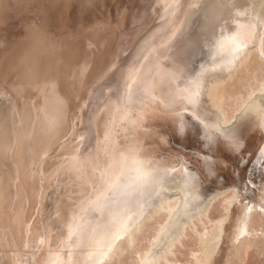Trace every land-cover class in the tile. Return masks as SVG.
<instances>
[{
    "label": "bare ground",
    "instance_id": "bare-ground-1",
    "mask_svg": "<svg viewBox=\"0 0 264 264\" xmlns=\"http://www.w3.org/2000/svg\"><path fill=\"white\" fill-rule=\"evenodd\" d=\"M141 1L142 3L139 1L141 7L137 14L133 12V9L129 11L133 12L137 18L136 20L141 21V23L145 22L146 24L147 20L151 19V22L149 21L146 25L150 24L146 28L144 27L146 30H143V35L141 33L142 36L136 40V43L130 47V51H127L126 54L124 53L126 50L120 44L118 50L122 52L115 54L108 71L103 76H99L100 78L97 79L96 83L94 82V86L92 85L94 77L92 79L91 75L89 79L90 81L93 80L91 81L93 86L91 92L92 97L95 99V107L92 106L95 109L104 108V117L100 119L101 117L98 118L99 113L97 111L85 110L83 107L85 113L87 112L86 118L83 121L84 124H81L82 127L79 128L78 125L76 128L73 124V117L68 112L70 116L67 115V117H70L71 121L69 122L71 123L69 125H71L68 128L69 131L66 137L62 134L67 122L64 95L61 92L54 91L53 86L51 87L48 83L49 87H46L47 92L44 91L46 94L43 96V75L37 72V60L36 62L34 60L33 67L30 65L32 64L30 57H25L30 59L27 60L30 62L27 66L30 67L26 66L28 73L23 70L25 68H22L21 74L17 75L19 78L24 72V75H26L22 80L24 82L18 87L21 91L41 93V109L38 110L30 102V96L29 99L26 97L29 101L24 104V107L22 106V110H18L17 101L14 100L15 96L12 100L8 99V101L6 96L0 97V214L2 215L12 207L13 192L19 193L24 186H27V195L31 196L32 189L34 190L33 184L30 181L31 178L29 180L26 178L30 176L31 172L37 173L36 201L42 206L46 186H50L53 181L65 184V175L68 171L69 176L71 175L69 180L73 181L70 188L76 191V195L65 205L63 204L64 206L62 205L64 208H61L59 215L55 217L61 233L59 231L58 235H54L59 236L63 243L61 248L57 249L55 246L52 251L50 249L53 247L47 245L49 249L47 251L51 252H49L48 260L44 264H109L113 256L121 251L123 243H131L134 236H137L135 234L140 227L146 225L147 221L142 224L144 220L154 213L159 214L161 212L163 214H161L162 218H160L161 220L158 219L160 221H156L158 222L156 228L153 226L155 229L153 228L154 232L152 231L153 233L150 234L152 237L150 240L147 239L149 243L146 248L144 247L145 250L141 252L140 259H138L140 264H149L155 259L164 257L167 252H170L171 246L179 239L184 226H187L185 224L191 223L192 219L196 218L194 216L206 210L208 203L216 195L223 192L224 189L220 187L219 182L224 179H219L220 165L215 161L214 153L203 154L202 156L205 169L204 179H209V175L213 174V178L217 182L211 185L213 183L211 180L212 183H205L202 173L194 170L188 164L181 162V164L176 165L179 161L177 163L170 162L160 155L153 154L154 149L153 152H149L150 148L141 146V140L146 138L147 135L157 134L160 138L167 139V142L170 139V135L164 130L157 131L152 127L149 128L144 117L132 114L136 109L148 114L147 108L154 106L169 113L168 119L170 118L179 134L189 135L192 131L199 132L204 136V141L208 143L206 145H211L216 143L218 132V135L220 133L226 138V147L238 150V155L242 161L240 163L251 160L250 175L247 174L249 184L246 183L244 189L248 194V200L241 203L239 214L233 222L232 237L236 238L239 244L233 248L232 261L233 264H264V0ZM42 6L44 5L42 4ZM131 6L133 7V5ZM121 7V9L125 8L124 6ZM121 9L118 6L117 10ZM5 12L8 13L6 10ZM121 12L119 11L117 14ZM129 14L133 15L130 12ZM132 20L135 19L132 18ZM93 21L92 23H94ZM100 22L98 21V24ZM128 22L127 19L125 24L128 25ZM15 23L12 22L14 25ZM16 24L18 25V23ZM44 25L41 28L42 30L46 26L48 28L46 23ZM141 26L143 25L141 24ZM97 27L99 28V26ZM124 27V29L127 28V26ZM47 28H45L46 31ZM124 29L120 28V32ZM32 32L29 33L32 34ZM39 32H34L33 35ZM40 35H42L41 32ZM31 37L34 40L35 37ZM56 40L58 39L56 38ZM32 41L28 45L27 43L24 45L26 50V46H29ZM34 41L32 44H35ZM132 41L134 42V40ZM42 42L44 43V41ZM125 44L127 45V43ZM45 48L40 52H45L47 49ZM48 48L50 47L48 46ZM25 49L23 50L26 51ZM50 49L53 50V47ZM31 51L28 50V53H26L29 54ZM32 52L31 55L33 54L34 57L37 51ZM1 53L0 56H2ZM38 54L40 53L38 52ZM52 54L55 55V53ZM52 54L49 55L52 57ZM56 55L58 56V54ZM103 57L105 58V56ZM17 58L18 61L15 62L22 61L20 57ZM36 58L35 56L34 59ZM104 58L101 57L99 61L104 60ZM108 60H110L109 56L106 61ZM98 65L106 68V66H103L104 64L99 63ZM13 67L15 66L13 65ZM99 68L100 66L97 69L99 70ZM94 70L96 68H93ZM241 70H243V75H240L237 79L236 76L241 73ZM101 71L96 74L99 75ZM5 74L7 73H5L4 66L0 65V84L6 81L4 79ZM74 82L72 83L74 84ZM85 82H88V79ZM89 84L86 88L90 86ZM69 88H72V86ZM5 90L7 91V88ZM69 91L70 94H73L71 90ZM86 91L87 89L84 90V92ZM29 92L28 95H30ZM6 93L4 92V94ZM12 94L9 96L13 97L14 94ZM85 94L87 96V93ZM83 96L85 95L83 94ZM82 98H80L81 101L87 99V97L86 99L84 97L85 100ZM231 98H233L234 107L230 111L227 103ZM22 101L25 102L24 98H22ZM94 125L100 129L96 128V133L93 129ZM78 128L79 133L76 132ZM82 129L84 132L83 138L80 139L83 142L82 146L79 142L74 148L64 147V145L71 143L70 141L73 142L74 139L67 141L72 132L74 131L75 136H78ZM258 130L261 131V134L255 145L253 141ZM78 139H75V141H78ZM183 146H185V143ZM217 146L219 145L217 144ZM249 146H253L255 149L251 155L245 157V152L249 150ZM158 147L156 146L157 149ZM50 149L53 150L49 151ZM53 151L56 152V155L57 151L64 155L58 157L59 159L53 164L52 159L51 164L53 166L49 168L48 158L50 155L48 154ZM35 160L36 164L33 163ZM192 162L188 163L192 164ZM35 173L34 175H36ZM238 176H240L239 173ZM16 178V190L13 191L15 188L12 186V180ZM60 186L62 187V185ZM53 188L55 190V186ZM53 188L51 187V189ZM17 193H15L17 200H14L16 203L14 213L9 210L8 213L11 214L2 215L3 218L7 216L8 220L5 217L6 223L0 218V223L9 228L8 230L12 234L11 237H15L18 233L25 218L24 199L21 196L23 193ZM71 193L73 192L71 191ZM231 193V198L225 202L226 211H228L232 200L239 195L235 190H232ZM93 197H95L94 200H92ZM226 219L227 213L216 221L214 220L215 222L209 229L199 233L198 240L195 238V241H198V250L193 254V264H210L212 256H214L213 253L217 251L216 249H218L222 240ZM31 221L25 224L24 236L29 242V238L33 234L34 242L38 245L37 241L40 240L43 245V242L47 239L42 231L36 235L37 222L32 219ZM195 221L196 219L194 223ZM9 224H11V228ZM3 228L0 229L1 232H5ZM57 229L55 227L52 232ZM52 235L51 233L49 238L56 237ZM3 238H5V235ZM9 238L7 237V239ZM59 238L57 240H60ZM10 240L7 244H4L8 250L11 247L7 246L10 245ZM33 240L30 241L33 242ZM51 240H49V244L55 245L54 241ZM13 242L15 241L12 239L11 245H13ZM2 243L1 241V245ZM43 248L45 249V247ZM12 250L14 251V248ZM12 250L10 249V252ZM0 252L1 255L4 254L3 249ZM17 254L16 252L15 255ZM36 254L33 251L30 254L27 253L26 257L18 259L21 260L20 262L16 260L21 257L18 256L19 254L17 258H13L20 264H39ZM31 259L34 260L33 263ZM14 260L2 255L0 264H15ZM228 261L230 264V260Z\"/></svg>",
    "mask_w": 264,
    "mask_h": 264
},
{
    "label": "rangeland",
    "instance_id": "rangeland-1",
    "mask_svg": "<svg viewBox=\"0 0 264 264\" xmlns=\"http://www.w3.org/2000/svg\"><path fill=\"white\" fill-rule=\"evenodd\" d=\"M136 1L137 0H21V2H20V0H5V1L0 0V8H1L0 9V14H1L0 15V17H1L0 18V50H1L0 53L2 52L1 53L2 56H0V65L4 66L5 73H7L4 75V79L6 81L5 82L3 81L4 83L1 82V84H0V87H2L0 90V93L2 95L0 94V97L3 98L6 96L7 101H8V99L12 100L15 96L16 98H14V100L17 101L18 110H20V109L22 110V108L24 107V104L27 103V101H29L28 99L30 98V102L33 103L38 110H40L41 109V93L38 94L35 91H33L32 93L29 91L26 92V90L21 91V89H19V87H18V86H21L20 84H22L24 82L22 80L26 76V75H24L25 72L28 73L27 69L30 66H27V65H29V63L32 61L31 62L32 64H30V65L34 67L33 63H35L37 60V64H36L37 67H36V65H35V67L38 69L37 70L38 74L40 73L41 75H43V77H42V79H43V96L46 94L44 92V91H46V87L47 86L49 87V85H50L51 87L53 86L54 91L56 90L57 92H61L64 95V98L66 100L64 103L65 104L64 106H65V114H66L67 122L65 123V126L62 130V134H64L65 137H66L67 132L69 131L68 128H70V125H71V124L69 125V123H71L69 121H71V120H70V117H69L70 115L68 112L71 113V115L73 117V121H74L73 124H75L76 128L78 127V125H79V128H81L82 125L84 124L83 121L85 120L86 114H87V112L85 113V110L97 111L99 113L98 118L101 117L100 119H102L104 117V113H105L104 108H101V109H99L100 107L96 108V109L93 108V106L95 107V105H94L95 99L92 97L93 94L91 92L93 86L97 82V79H99L101 76L104 75V73H106V71H108L110 63L114 59L115 54H117V52H122V51L118 50V49H120L119 46H121V45L123 46L124 50H126V51H124V50L123 51L126 54L127 51H130V49H131L130 47H132V45H134L136 43V40H138L143 35V33H144L143 30H146L145 29L146 26H148L150 23L148 25H146V24L149 21L151 22V19H149V21L147 20L146 24H145V22L141 23V21L136 20L137 18L135 17V14H137V12L139 11V9L141 7L140 2L142 3L141 0H138L137 2ZM110 2H111V4H110ZM42 4L44 6H42ZM131 5H133V7ZM118 6L120 9L122 8L121 6L125 7L124 9H121L123 13L121 12V10H117ZM27 7H28V9H27ZM113 7L115 10L113 9ZM111 8H112V10H111ZM131 9H133V12L135 14H133V12L129 11ZM5 10L8 13H6ZM123 10H125V11H123ZM127 10H128V12H127ZM29 11H30V13H29ZM119 11L121 13L120 14L118 13L119 14V16H118L117 12H119ZM129 12L132 13L135 18L133 17V15L129 14ZM111 13H112V15H110ZM88 14H90V15H88ZM99 14H100V16H98ZM127 14L129 15V17ZM12 17H15V18H12ZM99 17L101 18V20ZM132 18L135 19L136 21L132 20ZM27 19H29V20H27ZM127 19L129 21L128 25L125 24ZM33 21H34V23H33ZM92 21L94 23H92ZM98 21L99 22L102 21L103 23L100 22L98 24ZM132 21H133V23H131ZM134 21L136 24L139 22L137 24L138 29H137V26L134 23ZM12 22L13 23L16 22V23H18V25L16 23L14 25V24H12ZM32 23H33V25H31ZM45 23H46V25H48V28H47V26L45 27V28H47V31L45 28L43 30L41 29L42 27L45 26L44 25ZM129 24H130V26H129ZM131 24H133L134 27L131 26ZM141 24L143 26H141ZM19 25H20V27H19ZM96 25L99 26V28ZM124 26H127V28L124 29L125 28ZM29 27H30V30H32L36 33L38 31H40L42 35H40V32L38 33L39 35L36 33L33 35L34 32L30 31ZM120 28L124 29V30H121V32H120ZM49 29H51V30H49ZM29 32L30 33L32 32V34H30ZM118 32L120 33V35ZM18 33L21 36H19ZM104 33H105V35H104ZM141 33H142V35H141ZM29 34H30V36H28ZM124 34H125V36H123ZM37 35L39 36V39H38ZM25 36H27V37H25ZM31 36L36 38V39L34 38L35 41L32 39ZM28 38L31 41L33 40L35 44H32L33 43V41H32V43L29 44L30 47L26 46V48H27V50H26L24 45H26V43L28 45V43L31 42L30 40L29 41L27 40ZM40 38H41V40H40ZM56 38L58 40H56ZM99 38H101V39H99ZM116 38H117V40H116ZM118 38H119V40H118ZM42 39H44V40H42ZM45 40L47 41L46 43H45ZM132 40H134V42ZM42 41H44V43ZM42 43L44 46L42 45ZM125 43H127V45ZM129 45H131V46H129ZM31 46H33V47H31ZM37 46H38V48H37ZM42 46H43V48H42ZM48 46L50 48L53 47V50L48 48ZM44 47H46L48 50L45 48L46 51L44 50L45 52L41 53L42 49H44ZM60 48H61V50H59ZM23 49H25L26 51H24ZM127 49H129V50H127ZM28 50H32L33 51V52L31 51L32 53H35L37 51V53H35V56L37 58L34 59L35 56L33 57V54L31 55V52H29L30 55L27 54ZM40 50H41V52H40ZM20 52H21V54H19ZM38 52L40 54H38ZM23 53L27 54L28 56L27 55L25 56ZM52 53H55V55L58 54V56L57 55L55 56ZM107 53H109V54L107 55ZM124 53H122V54H124ZM49 54H52V57ZM21 55L22 56L24 55L23 56L24 58L30 57L31 60L28 58H25V60H24V58ZM38 56L41 58H39ZM103 56H105V58ZM108 56H109L110 60L106 61V59H108ZM110 56H111V58H110ZM17 57H20L21 60L24 62H22V61L15 62V61H18ZM57 57L60 60H58ZM101 57L104 58V60L101 59L100 61H103L104 63L99 61V59ZM54 59L56 60V62ZM27 60L28 61L30 60V62H28ZM34 60H35V62H34ZM38 61H39V63H38ZM25 62H26V64H25ZM108 62H109V64H107ZM99 63L104 64L103 66L104 67L106 66L107 69L102 68L101 65H98ZM56 64H57V66H56ZM13 65L15 67L12 68ZM26 66L28 68H26ZM48 66H50V67L48 68ZM99 66L101 69L99 68V70H98L97 68ZM69 67H71V68H69ZM14 68H17V69H14ZM22 68H25V69H23L25 72L23 74L24 76L21 75V77H20L22 79H20L18 76H19V74H21L20 72L23 71V70H21ZM93 68H96V70L93 71ZM97 70L99 72L102 70L99 75L96 74V73H99ZM82 73H84V74H82ZM94 74H95V76H94ZM74 75H75V77H74ZM91 75H92V77H91L92 79L94 77V79H93L94 81L91 79V81H93L92 82L93 84L89 80ZM97 75H98V77H96ZM240 75H243V70H241V73H239L236 76L237 79L239 78ZM80 77H82V78H80ZM18 78L20 81L19 80L17 81ZM75 78L77 80H74ZM87 79H88V82H85V81H87ZM10 80L12 83L10 82ZM15 80H16V82H15ZM68 80H70V81H68ZM46 81H47V83H46ZM67 81H68V83H67ZM71 81L72 82L75 81L74 84ZM8 82H9V84H8ZM14 82L16 83V85ZM77 82H78V84H77ZM89 82H90V84H89ZM48 83H49V85H48ZM88 84L90 86L88 88H86ZM14 86L17 87L16 88L17 90L15 89ZM71 86H72V88H69ZM6 88H7V91H8V88H10L8 91L9 94H7L8 92L5 90ZM84 88L87 89L86 92H84V90H86ZM73 89H75V90H73ZM3 90H5V91H3ZM69 90H71L72 91L71 93H73V94H70ZM4 92L5 93L7 92V93L4 94ZM28 92L30 95H28ZM11 93L14 94V95L12 94L13 97L9 96V95H11ZM25 93H27V94H25ZM85 93H87V96ZM21 94H23V95H21ZM83 94L85 96H83ZM24 95H26V96H24ZM17 96H20V97L17 98ZM26 97L27 98L29 97V98L27 99ZM76 97L77 98L79 97L78 100ZM84 97H85V99L87 97V99H86L87 101L84 99ZM22 98H24L25 102L22 101ZM74 98H76V99H74ZM80 98H82L85 101H81ZM69 99H70V101H69ZM232 99L233 98H231L227 103V106H228L230 111L234 107V103H233ZM98 100L101 101L100 99H98ZM67 101H69V102H67ZM95 104H96V102H95ZM73 105L75 106V108H73L74 107ZM83 107L85 108V110ZM149 108H151V109H149ZM149 108H147L148 114L147 113L145 114V112L142 113L138 109H136V111L132 114H135V115L140 116V117H144L145 123L147 124V126L149 128L152 127L155 130L157 129V131L164 130L165 132H167L168 135H170V137H169L170 139H169V142H167L168 141L167 139L160 138V136L159 135L157 136V134H155L153 136L147 135L148 137L146 136V138L141 140V142H140L141 146H143L144 148H148V149L150 148L149 152H153V149H154L155 152H153V154L160 155L161 157H164L165 159L169 160L170 162L173 161L174 163H177L179 161L178 164H176V165L181 164V162L188 164V166H191L194 170L200 171L202 173L201 175H202L203 179H204L203 174L205 173V169L203 166L202 156H203V154H213L214 153L213 154L214 159L220 165V167H219V170H220L219 179L220 178H221V180L224 179L222 182H219V184L221 185L220 187L225 190V191L223 190L222 193H219L218 195H216L208 203L206 210L201 211L197 214V216H194V217H196L195 223H194L195 219H192L191 223L185 224L187 226H184L183 232L180 235L179 239L169 249L170 252H167L164 257H160L158 259H155L149 264H153V263L154 264H161V263L162 264H193V262H194V260L192 261L193 254L195 252H197V250H198V241L197 240L199 237V233L203 232L206 229H209L211 227V225L217 219L221 218L226 213H227L226 221L227 220L228 221L224 222V224H225L224 228L225 229H224L223 234H222L223 235L221 238L222 240L220 241V245H219L220 247L218 246V249H216L217 251L215 250L216 252L213 253L214 256H212L210 264H226V262H227V264H229L228 260H230V264H233V261H232L233 251H234L233 248L235 245L239 244V242H237L236 238L232 237L233 222H234L236 216L239 214L241 203L246 202L248 200V194H247V192H245L244 189H245V184L246 183L249 184V182H248L249 176L248 175H250L249 174V168H250L251 160L249 162H247V160H246L245 162L240 163L242 161L240 160V156L238 155V150L229 149L228 147H226L227 141H225L226 138L222 134L219 133V135H218V132H217V134H216L217 140L215 141L216 143L211 144L213 146L206 145L208 143H206L204 141V136L201 133H199V132L197 133L196 131H192L189 135L179 134L178 129L175 128L173 123L170 121V118L168 119L169 113L165 112L163 109L161 110V109L156 108L154 106H151ZM83 110H84V113H83ZM74 111H76V112L74 113ZM75 114H77V115H75ZM83 114H84V116H83ZM67 115H69V116L67 117ZM79 119L81 120V122ZM79 122H80V124H78ZM200 127H201V124H200ZM79 128L76 129V132H78V133H79V131H77V130H79ZM96 128H97V126L94 125L93 129H94L95 133H96V130H95ZM97 129H99V128H97ZM81 131H82V132H80V134L82 133L81 137H80V134L78 135L79 139H78L77 135L75 136V133L73 131L72 134L70 135L73 138L70 139L71 137H69L67 140V141H69V140L74 139L73 142L70 141L71 143L66 144V146L64 145V147L68 146V148L70 149V148H74L76 145H78L79 142H81L80 139L83 138L82 137L83 133H84L83 129ZM78 133H76V134H78ZM260 134H261V131L258 130L257 133L255 134L253 144H255V145L257 144L258 139H260ZM155 137H156V139H155ZM180 138H182V139H180ZM75 139H78V141H75ZM202 140L204 141V143ZM218 141H219V143H218ZM180 142H182V143H180ZM220 142H221V146H220ZM82 143L83 142H81V144H80L81 146H82ZM184 143H185V146H183ZM151 144H152V146H151ZM217 144L219 146H217ZM148 145H149V147H148ZM159 145H160V147H158ZM156 146L158 147L159 150L156 148ZM196 146H197V148H196ZM178 147H180V148H178ZM151 148H152V150H151ZM225 149H226V151H225ZM254 149L255 148L253 146H249V150L247 152H245V157H247L248 155H251V153ZM51 150H53V149H50L49 151H51ZM162 150H164V151H162ZM230 150H232L233 152ZM55 151L48 154V155H50V157L48 158L49 168H51L53 166L52 164L57 159H59L58 157H61L62 155H64V154L61 155L60 151H57V155H56ZM234 151L236 154L234 153ZM171 152L173 153V156H175L176 158L172 156ZM157 153H159V154H157ZM194 153H195V155H194ZM52 154H54L55 156ZM233 154H235V155H233ZM167 155H169V156H167ZM179 156H181V157H179ZM217 156H218V158H217ZM184 158L187 160H185ZM52 159H53V161H52ZM181 160H183V161H181ZM51 161H52V164H51ZM188 162H192L193 165L191 163H188ZM33 163L36 164L37 163L36 160L33 161ZM34 173L35 172H33V173L31 172L30 176L26 177L28 180L31 178L30 181L33 184L34 190L32 189L31 196L27 195V192H26V190L28 189L27 186H24L22 188V190L19 191V193L20 192L23 193V194H21V193L20 194L24 199L23 207L25 210V218H24V221L18 230V233L15 235V237H11L12 234L8 230L9 228L6 227L4 224L0 223L1 224L0 229L2 227H4L3 229H5L4 230L5 232L0 231L1 232L0 233L1 239L5 235V238H3L5 241L3 239L2 240L0 239V245H1V241L3 242L2 245H4V244H7L9 242V240L11 239L10 245L8 244L7 246L13 247L14 244H16L15 247H13L15 252L12 250L13 248H11V247L10 248L8 247L9 248V250H8L6 248V245H4L3 247L1 245L0 250L3 249L4 254L2 253V255H5V257L7 256L11 260L12 259L14 260V258H17L18 256H21V257L17 258L16 260L22 259L23 257L27 256V253L30 254L33 251L35 254L37 253L36 256H38V257H36V259L38 258L37 259L38 263L44 264L48 260L49 252H51L55 246L57 249L62 247V243H63L62 239L59 238V236L57 237L56 235H54V234H57L59 231L61 233L60 226H59V224L57 225L58 222H56L57 220L55 217H57L59 215V211H61L60 209L64 208L63 206L68 201L72 200L73 197H75L76 191H74V189L70 188V184H73V181L69 180L70 179L69 177H71V175L69 176L68 171H66L65 182L67 184L66 183L63 184L60 182L53 181L50 186L47 185L46 186V193H45L43 203L41 206L36 201V198H37L36 190L38 188V181H37V173H35L36 175H34ZM235 173H237V174H235ZM238 173L240 176H238ZM18 174H20V172H18ZM235 175H236V177H235ZM246 175L248 178L246 177ZM213 176H214L213 174H210L209 179L208 178L206 180L204 179L205 183L209 184V183L213 182L211 185H214L215 183H217L216 180L213 178ZM17 178L15 180L13 179L14 181L12 180V186H14L13 188H15V182H16ZM236 178H238V179L236 180ZM239 178H241V179H239ZM225 181H226V184H225ZM228 182L230 184L231 183L232 184L230 185ZM60 185H62V187ZM54 186H55V190L53 188ZM51 187L53 189H51ZM47 188H49V189H47ZM227 188H228V190H227ZM237 188H239V189H237ZM231 189L235 190L237 193H239V195L232 200V203L230 204L228 211H226L225 202L227 201V199L231 198V196H232V193H231L232 190ZM14 190H16V188L13 189V191ZM70 190L73 193H71ZM13 193H14L13 199L17 200L15 197V196H17L15 193H17V192H13ZM19 193H17V194H19ZM94 199H95V197L92 198V200H94ZM14 200H13L14 205L12 203V205H11L12 207L10 208V206H9V208H10L9 210L12 213H14V211H15L14 207H15L16 203ZM58 201H59V203H58ZM26 202H27V205H26ZM57 207H59V208H57ZM224 209H225V211H224ZM8 211L3 213L2 215L4 216L6 213L9 215L10 212L8 213ZM159 214L154 213V214L148 216L144 220V222L142 223V224H144L147 221V223H145L146 225H142L143 227L142 226L140 227V229L135 234L137 236H134V239L131 243H126V242L123 243L121 251L113 256V258L110 260L109 264H140L139 259H140L141 252H143V250H145L146 246L149 243L150 238L152 237L150 234H152L154 232V229L156 228V225L158 224V222H156V221L158 219L162 218V215H163L162 212ZM2 215L0 214V218L2 221H4L6 223L5 217L7 218V216H5L3 218ZM52 217H54V218L52 219ZM31 219L37 222L36 225H37L38 229L36 230L37 233L35 232L36 235L38 234V232L42 231L43 234L45 235L46 239H47L46 241L43 242L44 246L42 245L40 240L37 241L38 245L34 242L33 234H32V236H30L29 242L27 241V238L24 236V233H25L24 229L26 227L25 224H27L29 221L32 222ZM7 220H8V218H7ZM160 220H158V221H160ZM202 225L203 226L205 225V227H203ZM9 226L11 228V224H9ZM58 226H59V228H58ZM55 227H56V229L57 228L59 229V230L58 229L55 230V231H57L56 233H55V231L52 232L53 229H55ZM185 227H186V230H185ZM198 228H200V229H198ZM12 232H13V228H12ZM51 233L56 237L49 238V237H51ZM2 235H3V237H2ZM9 236H10V238H9ZM7 237L9 239H7ZM57 238H59L60 240H57ZM195 238L197 239L196 241H195ZM12 239H13V241H15V242H13V245H11ZM38 239H40V238H38ZM51 239H53V240H51ZM147 239H149V240H147ZM30 240L31 241L33 240V242H31ZM49 240H51L52 242L54 241L55 245L49 244V242H50ZM56 241L58 242L57 244H56ZM59 242H61V244H59ZM30 243L32 244V246ZM58 244H59V246H58ZM47 245L49 247H51V246L53 247L50 249L51 251H47V250H49L47 248ZM24 246H25L26 250L24 249ZM34 246H36V247L34 248ZM42 246L45 247V249ZM28 247H29V249L30 248H32V249L29 250ZM40 248L43 251H40L41 250ZM10 249L12 250L11 251L12 253L10 252ZM24 251H25V253H24ZM1 252H0V257L2 256ZM16 252L19 254V255L17 254L18 256L15 255ZM137 253H139V254H137ZM12 254H14V256H12ZM65 254H67V253H65ZM136 257H137V259H136ZM171 258H173V259H171ZM136 260L138 263L136 262ZM18 261H15V264H20L19 262L21 260L19 262ZM33 261L34 260L31 259L32 263H33ZM245 261L247 262L248 259Z\"/></svg>",
    "mask_w": 264,
    "mask_h": 264
}]
</instances>
